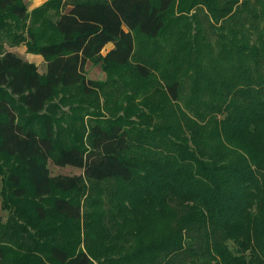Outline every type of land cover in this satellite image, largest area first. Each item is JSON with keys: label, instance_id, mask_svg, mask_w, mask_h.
I'll list each match as a JSON object with an SVG mask.
<instances>
[{"label": "trees", "instance_id": "1", "mask_svg": "<svg viewBox=\"0 0 264 264\" xmlns=\"http://www.w3.org/2000/svg\"><path fill=\"white\" fill-rule=\"evenodd\" d=\"M0 157V264H264V0H0Z\"/></svg>", "mask_w": 264, "mask_h": 264}, {"label": "rangeland", "instance_id": "2", "mask_svg": "<svg viewBox=\"0 0 264 264\" xmlns=\"http://www.w3.org/2000/svg\"><path fill=\"white\" fill-rule=\"evenodd\" d=\"M8 21H10L12 24H14V21H11L10 19H8ZM21 28L19 29L18 27H14L13 31L14 32H21ZM4 49L6 50H10L15 52L17 55H19L22 59L26 60V61H31V63H34L37 68L38 71L43 74L45 72V64L43 62V60H37V59H41V58H33V56H37L36 54H32V53H28L26 51V46L23 44H20L18 46H9L8 42L6 40H4V44H3ZM107 49V48H106ZM106 49L102 52V54H105ZM40 56V55H39ZM85 74L86 77L88 79H91L93 81L96 82H103L107 80V74L106 72L103 70L101 63H94L92 61H88L85 65ZM100 94V92H99ZM101 95V94H100ZM60 96V95H59ZM59 96L56 98V101L59 99ZM62 111L64 112H68L69 108L67 106L62 107L61 108ZM0 165H2L1 167H3L4 172H7V169L13 165V161H9L6 160L2 157H0ZM48 169L50 171V174L52 176H56V175H77L80 174L81 171L70 167V166H66V167H57L54 164H52L51 162H48ZM2 175H0V224L5 225L8 223L9 219L11 218V210L8 209L4 203L3 200V180H2ZM85 185H89L87 181H85ZM17 222H19V224H21L22 226H24L27 231L29 232V234L36 236L35 231L33 229V227H31L30 225L26 224L25 222H23L20 219H16ZM9 264L13 263L12 260H8Z\"/></svg>", "mask_w": 264, "mask_h": 264}, {"label": "crops", "instance_id": "3", "mask_svg": "<svg viewBox=\"0 0 264 264\" xmlns=\"http://www.w3.org/2000/svg\"><path fill=\"white\" fill-rule=\"evenodd\" d=\"M27 10L31 11L32 9H34L35 7L39 6L40 4H42L43 2H45L46 0H23ZM113 47L112 44H107L104 48V50L106 49L105 53L110 50ZM103 50V51H104ZM33 58H41V59H37V60H43L41 56L37 55V56H33ZM31 62V61H29ZM44 62V61H43Z\"/></svg>", "mask_w": 264, "mask_h": 264}]
</instances>
